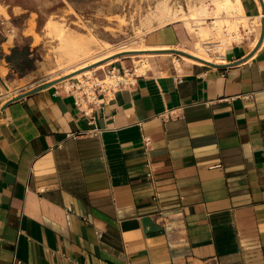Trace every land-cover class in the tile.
Returning a JSON list of instances; mask_svg holds the SVG:
<instances>
[{
  "label": "crops",
  "instance_id": "obj_1",
  "mask_svg": "<svg viewBox=\"0 0 264 264\" xmlns=\"http://www.w3.org/2000/svg\"><path fill=\"white\" fill-rule=\"evenodd\" d=\"M241 6L262 16L219 60L176 22L139 38L170 54L91 112L0 89V264H264V0Z\"/></svg>",
  "mask_w": 264,
  "mask_h": 264
},
{
  "label": "rangeland",
  "instance_id": "obj_2",
  "mask_svg": "<svg viewBox=\"0 0 264 264\" xmlns=\"http://www.w3.org/2000/svg\"><path fill=\"white\" fill-rule=\"evenodd\" d=\"M156 1L158 0H0V6H5L0 7V89L4 91V96H11L18 90L50 80L67 89L69 86L66 88V82L75 83L81 77L84 80V77H88L83 73L84 70H92L93 66L107 60L111 62L114 57L117 58L116 61L124 62V68L128 71H133L137 66L136 62L148 60L149 57L135 51L120 52L109 59L77 69L75 73L64 75L67 70L58 64L57 40L50 35L52 33L48 32L49 28L45 23L51 19L81 35L91 32L108 43L104 51L109 53L121 45L136 46L141 43L138 42L139 38L149 35L145 33L138 36L135 30L140 17ZM186 1L168 0L173 7L179 4L184 8ZM174 26L186 34L181 22L174 23ZM186 38L187 41L179 47L189 51L193 46L190 36ZM228 39L226 41L229 42L232 38L229 36ZM181 49L175 52L187 54ZM112 68L108 65L104 69H94L91 73L102 78L105 74L102 77L101 74L109 73ZM124 68H120L119 72L122 73ZM77 73L80 75L73 77Z\"/></svg>",
  "mask_w": 264,
  "mask_h": 264
},
{
  "label": "bare ground",
  "instance_id": "obj_3",
  "mask_svg": "<svg viewBox=\"0 0 264 264\" xmlns=\"http://www.w3.org/2000/svg\"><path fill=\"white\" fill-rule=\"evenodd\" d=\"M2 8H5V6H2ZM261 16L262 14L260 13L251 17L246 15L242 10L241 0H187L186 8L179 4L177 7H173L169 4L168 0H158L152 8L146 11V13H143L141 17L139 16L140 19L135 33L138 36H142L164 25H169V23L180 21L183 23L187 33L191 35L193 46L191 50L187 51L192 56L184 54H181V56L189 61L200 63L201 59L212 60V54L214 56L217 55L214 59L219 60L218 53L221 54L223 52L224 43L228 42L226 41L228 37L230 36L232 38L229 42L232 40L239 41L242 39V32L252 30L253 25H255L254 23ZM55 22V20L48 19L45 26L49 28L48 32L52 33L50 35L54 36L57 40L56 51L58 64L61 65L64 70H67L64 72V75L75 73L77 69L98 63L105 58L109 59V57L120 52L135 51L142 53L144 57L145 55L148 57L169 53L168 50L160 49H169L166 47H170V45L143 42L136 46L121 45L117 47L116 50L108 53V51H104L108 43L99 39L93 33L88 32L81 35L77 31L67 29L68 27L56 24ZM108 63H110V60L101 62L97 64V66H93L94 68L92 70L101 68ZM136 63L137 66L134 67V71L138 72L136 74L143 73L145 68L149 66L147 59ZM98 65L100 66L98 67ZM92 70H84L83 73L91 77L93 76L91 73ZM124 73H129L128 69L125 68ZM79 75L80 73H77L74 74L73 77H78ZM123 75L124 74L119 71L111 70L103 79L112 82L115 79L121 78ZM79 80L83 82L82 77ZM71 85L72 83L66 82V88ZM76 86L79 85L76 84ZM69 87L67 89H69Z\"/></svg>",
  "mask_w": 264,
  "mask_h": 264
},
{
  "label": "built area",
  "instance_id": "obj_4",
  "mask_svg": "<svg viewBox=\"0 0 264 264\" xmlns=\"http://www.w3.org/2000/svg\"><path fill=\"white\" fill-rule=\"evenodd\" d=\"M231 43H236L232 40ZM119 71V70H118ZM129 73L124 74L121 78L115 79L112 82L105 81L103 78H98L97 76L84 77L83 82L77 81L72 83L69 87V91L74 95V104L81 108L84 113L87 111H92V104H95L99 99L100 94H106L118 89L120 86L131 84L135 80L137 74L133 71H128ZM110 73V71H109ZM128 75V76H127ZM78 84L79 86H76ZM85 108H83V107ZM150 175V173H148ZM70 214H65L66 222H69ZM12 264H19V261L13 259Z\"/></svg>",
  "mask_w": 264,
  "mask_h": 264
}]
</instances>
